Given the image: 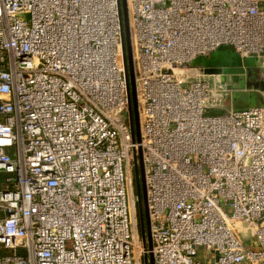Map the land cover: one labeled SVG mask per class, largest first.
<instances>
[{"label": "built area", "instance_id": "built-area-1", "mask_svg": "<svg viewBox=\"0 0 264 264\" xmlns=\"http://www.w3.org/2000/svg\"><path fill=\"white\" fill-rule=\"evenodd\" d=\"M126 6L139 142L119 0H0V264H264V91L211 116L240 90L190 66L264 58V0Z\"/></svg>", "mask_w": 264, "mask_h": 264}, {"label": "rangeland", "instance_id": "rangeland-1", "mask_svg": "<svg viewBox=\"0 0 264 264\" xmlns=\"http://www.w3.org/2000/svg\"><path fill=\"white\" fill-rule=\"evenodd\" d=\"M220 53H218L219 55ZM217 55V56H218ZM216 67H212L214 69H220L223 72V80L225 81V86L230 89L240 90L239 92H235L232 95H225L224 99H222V109H214L208 111L209 115L217 116L223 114L227 110H243L247 109L251 106H257L261 104L262 98L259 92L264 91V58L257 59L255 57H249L245 61H242L238 56L234 53H224L220 57H216L214 63H212ZM260 69V75H255L256 68ZM255 68V69H253ZM249 70L248 79H241L243 76L241 75L242 70ZM252 73V75H251ZM246 75V74H245ZM242 76V77H241ZM134 196L136 198V183H134ZM137 203V202H136ZM136 213V222L137 229L140 240L147 246V235L144 236L141 234V227L139 229V220ZM244 234L242 237L244 238ZM249 238V236H248ZM247 241V239H244ZM150 256L148 255L145 259L147 264L149 262ZM145 260L143 264H145Z\"/></svg>", "mask_w": 264, "mask_h": 264}, {"label": "water", "instance_id": "water-1", "mask_svg": "<svg viewBox=\"0 0 264 264\" xmlns=\"http://www.w3.org/2000/svg\"><path fill=\"white\" fill-rule=\"evenodd\" d=\"M120 8V23H121V40H122V49H123V63H124V74L126 81V92L128 98L127 114L129 124L131 126L133 135L137 142L140 141L139 136V125H138V115H137V106H136V97H135V84H134V75L132 67V56H131V44L129 37V25H128V16H127V6L126 0H119ZM247 76H249V71H246ZM225 96H223L224 99ZM134 176L136 183V193L138 195V203L140 206V225H141V234L144 236L147 235V248L151 250V236H150V226H149V216L146 202V189L144 183V172L143 165L141 160V151L138 150V165L134 168ZM140 198H142V203L140 205ZM143 212V213H142ZM149 262L154 264L153 256L150 254ZM148 261L145 264H147Z\"/></svg>", "mask_w": 264, "mask_h": 264}, {"label": "crops", "instance_id": "crops-1", "mask_svg": "<svg viewBox=\"0 0 264 264\" xmlns=\"http://www.w3.org/2000/svg\"><path fill=\"white\" fill-rule=\"evenodd\" d=\"M218 53H220L218 55ZM224 53H234L236 56H238L235 52V50L233 49V47L231 46H221L219 48H217L216 50H214L213 52H211L210 54L206 55V56H201V57H197L190 66L195 67V68H212V67H216L214 66L212 63H214V61L216 60V57H220L221 55H223ZM218 55V56H217ZM239 57V56H238ZM240 58V57H239ZM246 60V59H245ZM242 60V61H245ZM256 71H255V75H260V69H258V67L256 66ZM253 68V69H255ZM251 69H246V70H242L241 72V79H248V76L246 74V71H249ZM246 74V75H245Z\"/></svg>", "mask_w": 264, "mask_h": 264}, {"label": "trees", "instance_id": "trees-1", "mask_svg": "<svg viewBox=\"0 0 264 264\" xmlns=\"http://www.w3.org/2000/svg\"><path fill=\"white\" fill-rule=\"evenodd\" d=\"M136 198H138V195H137V193H136ZM137 203H136V210H137V216H138V220H139V229H140V227H141V225H140V206H139V203H138V200L136 201ZM141 203H142V198H140V205H141ZM143 213V212H142Z\"/></svg>", "mask_w": 264, "mask_h": 264}, {"label": "flooded vegetation", "instance_id": "flooded-vegetation-1", "mask_svg": "<svg viewBox=\"0 0 264 264\" xmlns=\"http://www.w3.org/2000/svg\"><path fill=\"white\" fill-rule=\"evenodd\" d=\"M251 75H252V73H251Z\"/></svg>", "mask_w": 264, "mask_h": 264}]
</instances>
